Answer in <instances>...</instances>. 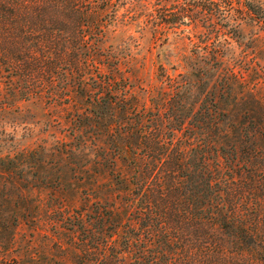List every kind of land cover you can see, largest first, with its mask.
<instances>
[{"label":"trees","instance_id":"trees-1","mask_svg":"<svg viewBox=\"0 0 264 264\" xmlns=\"http://www.w3.org/2000/svg\"><path fill=\"white\" fill-rule=\"evenodd\" d=\"M151 1L0 0V112L15 100L73 106L65 155L92 145L95 167L113 169L106 150L130 171L109 173L103 195L90 189L56 207L77 237L74 264H264V103L222 55L204 53L203 66L187 72V114L176 107L183 100L172 102L182 85L148 112L133 99L128 54L112 36L128 3V15L147 17L153 36L187 26L194 50L206 51L213 36L230 37L218 22L228 27L235 14H253V0L174 2L175 17L164 25L153 21ZM206 66L221 73L215 83L204 80ZM34 153L0 155V264L15 251L19 222L37 221L38 203L24 192L46 188L47 176L31 172L44 164Z\"/></svg>","mask_w":264,"mask_h":264},{"label":"rangeland","instance_id":"rangeland-1","mask_svg":"<svg viewBox=\"0 0 264 264\" xmlns=\"http://www.w3.org/2000/svg\"><path fill=\"white\" fill-rule=\"evenodd\" d=\"M188 1L152 0L148 11L151 12L153 21L164 25V20L175 17L178 7L176 3L183 6ZM252 4L253 14H243L240 19L239 15L233 14L234 20H229L228 27L221 26V22L217 21L220 30L230 37H224L223 39L227 38L224 43L221 38L219 41L213 36L206 51L194 50L193 42H197V38L191 35L192 41L187 39V33L190 31L187 26L177 27L166 35L159 33L153 36L147 17L128 15V3L121 8L117 15L119 26L114 28L112 36L114 45L124 46L122 53L128 54L129 63L123 70L124 75L129 76L127 84L137 104H144L148 112L154 113L157 106L162 107L164 104L162 99L169 98L173 88L182 85L179 96L172 102L183 100L176 107L180 109V115L187 114V72L195 66H203L199 59L204 53L207 59L214 54L222 55L225 64L236 72L239 81L245 84L243 88L250 89L253 96L264 103V0H253ZM183 23L187 24V20ZM213 68L206 66L203 78L207 83H215L214 81L222 76ZM5 81L4 78L0 79V90ZM188 96L194 97L190 94ZM167 106H171V103ZM65 107L47 105L44 100L38 99L15 100L7 112H0V155L13 154L23 149L34 150L33 162H37L42 156L44 173L39 168H33L31 172L47 176L46 188L40 191H26V194L24 192V195L36 200L40 211L37 221L23 219L19 222L20 225L14 233L15 251L7 254V264H74L77 237L58 221L61 213L56 207H59L58 204L71 206L75 198L93 195L94 191L99 195L105 194L109 189L104 185L109 183V173L114 176H126L130 173L121 160L112 156L113 152L106 153L108 145L103 148L104 158L112 170L93 165L92 162L98 157L95 156L96 151L93 152L92 145L84 149L73 148L72 155H65L69 148V145L65 144L72 140L69 136L72 130L70 120L74 115L73 106ZM168 128L170 127L167 126L166 129ZM186 129L187 124L183 130ZM179 136L185 141L187 133H181ZM111 161L114 163H110ZM102 162L104 163L103 160ZM57 178H62L63 181L58 182ZM90 179L95 181L96 186L101 187L88 185ZM0 190L4 191V188L2 190L0 187ZM113 192L117 194V191ZM79 203L83 201L79 200ZM10 209L11 207L7 206L1 213ZM65 210H69L68 207Z\"/></svg>","mask_w":264,"mask_h":264}]
</instances>
